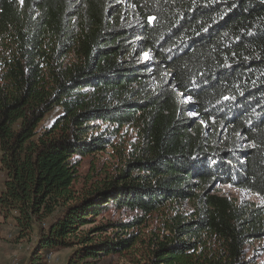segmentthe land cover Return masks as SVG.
I'll list each match as a JSON object with an SVG mask.
<instances>
[{
    "label": "trees",
    "instance_id": "trees-1",
    "mask_svg": "<svg viewBox=\"0 0 264 264\" xmlns=\"http://www.w3.org/2000/svg\"><path fill=\"white\" fill-rule=\"evenodd\" d=\"M0 166L32 264H264V0H0Z\"/></svg>",
    "mask_w": 264,
    "mask_h": 264
},
{
    "label": "rangeland",
    "instance_id": "rangeland-1",
    "mask_svg": "<svg viewBox=\"0 0 264 264\" xmlns=\"http://www.w3.org/2000/svg\"><path fill=\"white\" fill-rule=\"evenodd\" d=\"M145 57V54L143 55ZM58 109H53L50 111L42 121L43 124L49 123L58 113ZM95 161L97 164H102L105 161L107 163H113L115 160H111L108 156V153L97 154L93 159L92 157H86L81 161L79 171L81 174L79 182L76 184V187H80L83 179L82 177L88 173L90 162ZM6 178L5 172L0 166V191L4 186V180ZM218 192L225 194L229 197L235 198L239 201H249L254 204H262L263 200L258 195L242 190L236 186L227 184L218 186ZM130 212H125L122 210H116L113 208H108L103 211L95 218V222L92 224H87L81 229L83 231L88 230L90 227L105 223L106 221H114L118 219H123L127 216H130ZM1 225H0V264H10L11 261H15L16 264H32V253L37 240V228L32 232L28 237L19 238L17 228L14 225V222L11 218L3 219L0 215ZM149 226L145 228V232L151 229L156 224V218H153L149 221ZM44 226L47 225V220L43 222ZM264 242V240L256 242ZM139 244H137L138 246ZM74 248H59L54 252L46 255L45 259L42 260L43 264H67L69 257L73 253ZM264 256V251H262ZM133 254V252H131ZM138 259L139 256H132L128 252L118 253L114 255L105 256L100 259H89V264H134L132 259Z\"/></svg>",
    "mask_w": 264,
    "mask_h": 264
},
{
    "label": "built area",
    "instance_id": "built-area-1",
    "mask_svg": "<svg viewBox=\"0 0 264 264\" xmlns=\"http://www.w3.org/2000/svg\"><path fill=\"white\" fill-rule=\"evenodd\" d=\"M10 264H16V262L15 261H11V263Z\"/></svg>",
    "mask_w": 264,
    "mask_h": 264
}]
</instances>
